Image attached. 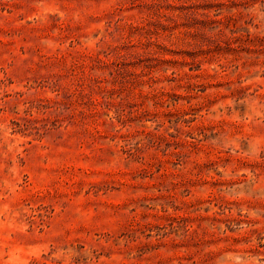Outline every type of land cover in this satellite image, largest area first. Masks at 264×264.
Wrapping results in <instances>:
<instances>
[{
	"label": "rangeland",
	"instance_id": "obj_1",
	"mask_svg": "<svg viewBox=\"0 0 264 264\" xmlns=\"http://www.w3.org/2000/svg\"><path fill=\"white\" fill-rule=\"evenodd\" d=\"M0 264H264V0H0Z\"/></svg>",
	"mask_w": 264,
	"mask_h": 264
}]
</instances>
